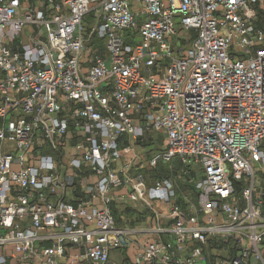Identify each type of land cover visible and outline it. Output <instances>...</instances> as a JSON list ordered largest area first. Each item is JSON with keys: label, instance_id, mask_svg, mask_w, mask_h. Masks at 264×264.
Here are the masks:
<instances>
[{"label": "built area", "instance_id": "built-area-1", "mask_svg": "<svg viewBox=\"0 0 264 264\" xmlns=\"http://www.w3.org/2000/svg\"><path fill=\"white\" fill-rule=\"evenodd\" d=\"M27 23L42 33L23 39ZM0 118V264H62L71 245L115 264L140 230L136 264L264 262V0H0ZM154 131L165 144L147 164L180 158L197 202L181 205L172 174L149 184L117 163L123 137ZM87 165L92 198L75 203L66 188ZM124 186L144 227L117 222ZM212 240L234 249L210 263Z\"/></svg>", "mask_w": 264, "mask_h": 264}, {"label": "crops", "instance_id": "crops-1", "mask_svg": "<svg viewBox=\"0 0 264 264\" xmlns=\"http://www.w3.org/2000/svg\"><path fill=\"white\" fill-rule=\"evenodd\" d=\"M61 1V0H59ZM30 4H32L36 9H43L45 4L47 3V0H28ZM58 14H56L54 11L50 12V15L48 18H55ZM52 23V22H51ZM55 24L54 22L52 23ZM44 27V25H43ZM48 26H45L44 29V36L47 37L49 34ZM42 33V28H40L37 24H32V27H30V30H24L21 34V37L25 40H27L30 37V34L32 33ZM162 135V134H161ZM160 135V136H161ZM156 133L150 132L147 133L145 136L140 137L139 139H136L134 137L125 136L122 140V146L128 145V150L124 153L123 157L117 162H123V160H132L131 169L134 172H145V176L148 180V183L151 184L154 182L156 178L155 175H153L150 172L151 166L147 164L149 159L159 152L158 145H156L157 137ZM80 138L76 134H70L67 139V144H69L71 150L75 148L76 144L79 142ZM165 142L163 141L162 146H164ZM162 146L161 149L163 148ZM87 177L86 176H78L76 180L72 184H70L66 188V198L70 201H73L75 203L80 202L82 200H87L92 198V194L89 190V186L94 181L95 176L94 174H91L92 169L90 166H85ZM149 170V171H148ZM115 199L111 204V208L115 214V211L117 210V213L120 215V218H124V213L127 214L129 208H133L136 213H139V211H142L141 208L136 206V204L131 201L128 198V187H121L114 190ZM95 203H99L98 196L93 197ZM116 209V210H115ZM148 211V209H146ZM145 216L144 220H138L135 222V225H141V227H144L145 220L148 216L147 214H142ZM117 217V216H116ZM122 224V223H121ZM126 224V223H125ZM128 225V224H126ZM133 225V226H135ZM151 233L146 230H140L137 233H133L131 236V241L129 245L123 249H115L111 252V259L115 264H121L124 258H129L133 263H136L137 254L139 251V248L141 246V241L145 237H149ZM153 234L152 236H154ZM49 241H38L37 246H43L48 245ZM13 249L12 244H7L0 248V254H6L9 255ZM233 245L230 244H224L221 242H217L216 240H212L207 250L210 254V263H212L217 256L221 257H227L230 255V253L233 250ZM81 250L78 249L76 246H69L68 252L65 256L61 257V263L62 264H85V262H79V258H76V254L80 253ZM119 256L121 258L120 262L115 261V257ZM261 264H264V262H260ZM8 264H41V258L40 257H34L28 261H15L12 259L8 260ZM258 264V263H254Z\"/></svg>", "mask_w": 264, "mask_h": 264}, {"label": "rangeland", "instance_id": "rangeland-1", "mask_svg": "<svg viewBox=\"0 0 264 264\" xmlns=\"http://www.w3.org/2000/svg\"><path fill=\"white\" fill-rule=\"evenodd\" d=\"M134 5H137V6H135V8H138V5L139 4H134ZM85 23H86V25L88 27H91L92 25L95 24V17H94L93 11H90V12L87 13L86 19H85ZM30 27H32V25L30 23H27L25 25V29L26 30H30ZM175 27L179 30V28H180L179 23H176L175 24ZM93 41H94V43L96 45H100L102 48H105V46H106L104 39L101 38V37H99V36H94V40ZM155 133L157 135L156 136L157 137L156 138L157 139L156 145H159L160 144V140L163 139V141H164V138L162 137V135H161L162 133L160 131H156ZM163 141L161 143V146L163 144ZM159 148L161 149L160 146H159ZM159 160H160L161 164L164 165V167L169 170L170 174H172V175H174L176 177L177 184H178V188L183 189L182 188V184L184 183V181H183L184 180V178H183V176H184V169H183V166H182L178 171H175L176 170L175 168L177 166L176 165L177 162H175V161L177 160V157L174 158L172 161H168V162L164 161L161 157H160ZM16 167L17 166L15 165L14 168H16ZM153 168H151V169H153ZM180 183H182V184H180ZM184 192L185 193H188L189 194V198H191L194 202H197L196 196H195V191L194 190L185 189ZM138 207L141 208L142 211H139V212H142V214H144V213L147 214L148 213V211L146 210V208L144 206H142V205L139 204ZM140 215H141L140 213H136V212L134 214H130V213L125 214L124 213V216H123L124 218H121L119 222L122 223V224H125L126 223V224H128V226H133L135 224H131V223H133L136 219L141 218V217L142 218L140 219V221L145 219V216H143V215L140 216ZM148 215H149V213H148ZM114 259L117 262H120L121 261V258L119 256H116Z\"/></svg>", "mask_w": 264, "mask_h": 264}, {"label": "trees", "instance_id": "trees-1", "mask_svg": "<svg viewBox=\"0 0 264 264\" xmlns=\"http://www.w3.org/2000/svg\"><path fill=\"white\" fill-rule=\"evenodd\" d=\"M1 122H2V119L0 118V125H1ZM162 137L164 138V136L162 135ZM162 141H163V139H161L160 140V144L158 145V147L157 148H159V146H161V143H162ZM160 149V148H159ZM158 149V150H159ZM161 150V149H160ZM174 159V158H173ZM172 159V160H173ZM171 160V161H172ZM175 162H177V166H176V170L175 171H178L182 166H183V163H182V161H181V159L180 158H178L177 157V160L175 161ZM150 167V166H149ZM151 168H153V167H151ZM149 171V170H148ZM147 171H145V172H143L144 173V175H145V173H146ZM150 172L153 174V175H155L156 177H162V176H168V175H170V172H169V170L167 169V168H165L164 167V165H162L161 164V162H160V160H158V163L155 165V167L153 168V169H150ZM192 176V172H190V173H184V176H183V178H184V183L182 184V183H180V184H182V188L183 189H181V188H178V200H179V202L181 203V205L183 206V207H186V205H187V202H186V199H185V195H184V191H185V189H191V190H194L195 191V196H196V200H197V191H196V189H195V186H194V184L193 183H191L190 181H189V178ZM244 181H243V179H240V180H236V190L237 191H239V193H241V190H242V188H243V186H244ZM116 210V209H115ZM136 211L133 209V208H129V210H128V213H130V214H134ZM115 213L117 214L116 216V218H117V222L118 223H120L119 221H120V215L117 213V210L115 211ZM141 215L140 216H142V212H139ZM145 214V213H144ZM142 218V217H141ZM141 218H138V219H136L133 223H131V224H135V222L136 221H138V220H140ZM121 264H136V263H133L129 258H124L123 259V261H122V263Z\"/></svg>", "mask_w": 264, "mask_h": 264}]
</instances>
